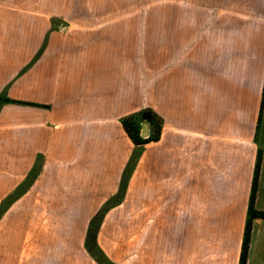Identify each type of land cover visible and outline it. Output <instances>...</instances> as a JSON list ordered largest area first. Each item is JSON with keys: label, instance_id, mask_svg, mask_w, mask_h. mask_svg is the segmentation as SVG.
Wrapping results in <instances>:
<instances>
[{"label": "crops", "instance_id": "0c3cea01", "mask_svg": "<svg viewBox=\"0 0 264 264\" xmlns=\"http://www.w3.org/2000/svg\"><path fill=\"white\" fill-rule=\"evenodd\" d=\"M149 2L0 0V264H124L115 236L125 264H240L260 151L264 211V0ZM145 108L163 128L138 147L122 120Z\"/></svg>", "mask_w": 264, "mask_h": 264}, {"label": "trees", "instance_id": "16d2710c", "mask_svg": "<svg viewBox=\"0 0 264 264\" xmlns=\"http://www.w3.org/2000/svg\"><path fill=\"white\" fill-rule=\"evenodd\" d=\"M1 99V98H0ZM147 122L151 129V135L148 138H144L142 136V123ZM124 129L126 130L129 137L132 139L134 144L138 147L143 146L149 142H155L159 140L162 128H163V119L151 108H145L138 113L129 115L122 120ZM262 153L260 151L258 162L255 170V177L252 186V192L250 197V204L248 209V219L246 223L242 253L240 258V264H247L250 241L252 237V228L253 222L256 219L264 220V211L258 210L255 206L256 202V194L258 189L259 182V174H260V165H261V157ZM106 209H104L105 211ZM104 211L96 216V218L92 221L91 227L88 232L87 239V247L90 252H94V247H97V232L100 223L102 222V218L104 215ZM109 263V262H108ZM112 264V263H109Z\"/></svg>", "mask_w": 264, "mask_h": 264}, {"label": "rangeland", "instance_id": "374dc122", "mask_svg": "<svg viewBox=\"0 0 264 264\" xmlns=\"http://www.w3.org/2000/svg\"><path fill=\"white\" fill-rule=\"evenodd\" d=\"M140 1H142V0H138V2H140ZM149 1H150L149 2L150 4H157L158 3V0H149ZM144 123L145 122H143L142 125ZM149 129H150V127H149ZM141 133H142V131H141ZM103 217H104V215H103ZM111 240L113 241V243L118 242L119 251L117 253H114V259L119 260L125 264V261L127 258L126 246H125L127 238L125 236H115V237H112ZM99 259L101 260L102 258L99 257Z\"/></svg>", "mask_w": 264, "mask_h": 264}, {"label": "water", "instance_id": "95a60500", "mask_svg": "<svg viewBox=\"0 0 264 264\" xmlns=\"http://www.w3.org/2000/svg\"><path fill=\"white\" fill-rule=\"evenodd\" d=\"M149 134V124L147 122H145L143 125H142V136L143 137H147Z\"/></svg>", "mask_w": 264, "mask_h": 264}]
</instances>
